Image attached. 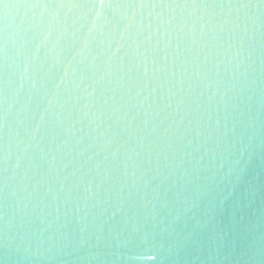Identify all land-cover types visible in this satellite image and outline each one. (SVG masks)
<instances>
[{
    "label": "water",
    "instance_id": "obj_1",
    "mask_svg": "<svg viewBox=\"0 0 264 264\" xmlns=\"http://www.w3.org/2000/svg\"><path fill=\"white\" fill-rule=\"evenodd\" d=\"M0 264H264V0H0Z\"/></svg>",
    "mask_w": 264,
    "mask_h": 264
}]
</instances>
